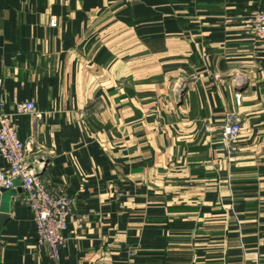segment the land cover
Here are the masks:
<instances>
[{
    "label": "crops",
    "instance_id": "obj_1",
    "mask_svg": "<svg viewBox=\"0 0 264 264\" xmlns=\"http://www.w3.org/2000/svg\"><path fill=\"white\" fill-rule=\"evenodd\" d=\"M258 10L0 0L4 109L43 181L75 199L60 264H264V47L246 34ZM27 100L40 120L16 113ZM229 112L243 120L232 156ZM23 194L9 192L0 264H55Z\"/></svg>",
    "mask_w": 264,
    "mask_h": 264
},
{
    "label": "built area",
    "instance_id": "obj_2",
    "mask_svg": "<svg viewBox=\"0 0 264 264\" xmlns=\"http://www.w3.org/2000/svg\"><path fill=\"white\" fill-rule=\"evenodd\" d=\"M246 34L259 47H264V10H258L250 17ZM182 90V85L178 84L174 94L179 96ZM2 91L3 79L0 78V159L7 164L0 165V191L11 192L19 188L25 191L18 200L33 214L38 243L46 249L55 264H60L61 250L67 242L64 232L68 228L70 217L74 215L75 199L43 181L40 171L45 163L39 161V151H33L34 141L32 139L25 141L19 137L18 130L12 123L11 114L4 109ZM237 103L241 104L240 96L237 97ZM16 113L31 115L36 120L42 118V113L32 100L18 103ZM242 121L238 114L229 112L221 127L222 138L231 156L238 153ZM206 130L212 131L213 127L207 125Z\"/></svg>",
    "mask_w": 264,
    "mask_h": 264
},
{
    "label": "water",
    "instance_id": "obj_3",
    "mask_svg": "<svg viewBox=\"0 0 264 264\" xmlns=\"http://www.w3.org/2000/svg\"><path fill=\"white\" fill-rule=\"evenodd\" d=\"M11 199L9 192L0 191V238L3 230L11 220V213L8 211Z\"/></svg>",
    "mask_w": 264,
    "mask_h": 264
}]
</instances>
